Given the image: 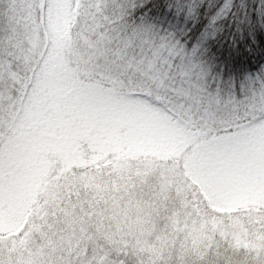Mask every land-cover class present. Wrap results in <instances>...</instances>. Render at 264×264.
Wrapping results in <instances>:
<instances>
[{"label": "snow or ice", "instance_id": "obj_1", "mask_svg": "<svg viewBox=\"0 0 264 264\" xmlns=\"http://www.w3.org/2000/svg\"><path fill=\"white\" fill-rule=\"evenodd\" d=\"M0 264H264V0H0Z\"/></svg>", "mask_w": 264, "mask_h": 264}, {"label": "rangeland", "instance_id": "obj_2", "mask_svg": "<svg viewBox=\"0 0 264 264\" xmlns=\"http://www.w3.org/2000/svg\"><path fill=\"white\" fill-rule=\"evenodd\" d=\"M120 151L119 148L115 149ZM171 149L168 151L167 154H171ZM163 153L162 146H157L151 142H139V143H132L128 146L127 150L122 151L120 154L121 159H127L129 157H137V156H154V157H161Z\"/></svg>", "mask_w": 264, "mask_h": 264}, {"label": "trees", "instance_id": "obj_3", "mask_svg": "<svg viewBox=\"0 0 264 264\" xmlns=\"http://www.w3.org/2000/svg\"><path fill=\"white\" fill-rule=\"evenodd\" d=\"M138 157V156H137ZM133 158H135V157H133Z\"/></svg>", "mask_w": 264, "mask_h": 264}]
</instances>
